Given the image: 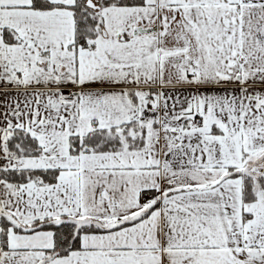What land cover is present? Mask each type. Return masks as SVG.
Masks as SVG:
<instances>
[{
	"label": "snow or ice",
	"instance_id": "1",
	"mask_svg": "<svg viewBox=\"0 0 264 264\" xmlns=\"http://www.w3.org/2000/svg\"><path fill=\"white\" fill-rule=\"evenodd\" d=\"M0 264H264V0H0Z\"/></svg>",
	"mask_w": 264,
	"mask_h": 264
}]
</instances>
